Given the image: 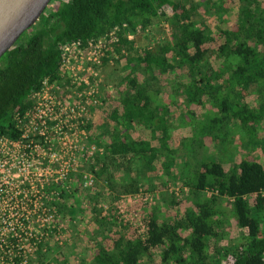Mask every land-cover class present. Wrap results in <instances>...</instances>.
Instances as JSON below:
<instances>
[{
    "label": "trees",
    "instance_id": "1",
    "mask_svg": "<svg viewBox=\"0 0 264 264\" xmlns=\"http://www.w3.org/2000/svg\"><path fill=\"white\" fill-rule=\"evenodd\" d=\"M50 5H54L51 11L25 41L18 40L0 59V136L20 139L14 116L32 109L31 97L44 81L58 87L59 102L67 95L72 97L73 84L61 70L59 48L63 44L85 45L115 30L116 41L101 65L115 61L114 56L131 65L110 70L108 85L115 95L104 105V117L96 124L89 115L78 120L79 128L87 129L81 165L67 171L59 184L43 183L42 177L37 186L42 215L59 213L74 223L84 212L83 196L90 202L95 235L110 245L98 243L89 263L81 260L78 264H140L141 258H150L156 250H160V264H219L222 258L214 245L225 216L217 208L220 201L230 206L229 216L244 230L243 238L225 257L230 255L231 264H264V167L244 160L228 173L222 164L196 161L194 156L195 147H202L204 138L217 140L222 126L233 120L251 137L247 124L262 116L243 106L233 112L228 102L233 94L243 98L264 87V0H52ZM233 5L235 14L230 12ZM210 19L218 20L216 34ZM160 21L167 24L169 37L131 56L135 42L128 37L134 38ZM227 85L232 86L231 91L221 96V86ZM86 88L81 84L76 90ZM161 92L172 94L185 109L194 107L187 110L190 137L178 139L174 146L170 141L176 112L158 99ZM205 104L215 113L209 114L210 108L197 117L194 110ZM134 132L148 135L147 140L133 138ZM47 135L51 142L54 134ZM32 139L47 152L48 157L43 158L47 166L53 146L44 137ZM175 168L178 171L173 173ZM159 170L165 173L166 183L178 180L189 195L209 192L211 196L193 203L180 219L167 221L150 213L145 237L127 238V225L116 216H106L99 206L105 188L112 200L132 196L141 192L142 185L160 180ZM26 221L27 227L36 220ZM45 232L46 237L16 230L4 237L0 264H51L59 243L54 242V228ZM181 232L188 234L182 237Z\"/></svg>",
    "mask_w": 264,
    "mask_h": 264
},
{
    "label": "rangeland",
    "instance_id": "2",
    "mask_svg": "<svg viewBox=\"0 0 264 264\" xmlns=\"http://www.w3.org/2000/svg\"><path fill=\"white\" fill-rule=\"evenodd\" d=\"M54 5L49 4L40 19L46 16L49 11H51V6ZM230 12L232 14L237 12L234 5L230 7ZM208 22L212 26L214 34H216L215 27L216 24H218V20L214 21L210 19ZM37 23L29 31L25 32L18 42L21 43L25 41V39L31 34V31L36 28ZM166 37L169 36L167 34V24H165L164 21L158 22L154 28L149 29L148 31L139 32L137 36L131 38V41L134 40L135 42L134 52L131 56H135L136 53L140 54L146 48H153L157 42ZM114 60L117 61V63L111 60L108 64H100L94 67H88L86 65V60L81 61L75 66L73 75L75 74V78L77 81L79 80V82L86 80L87 88L82 91H74L71 89L70 92H73L72 97H69V95L64 97V99L67 98L66 100L72 101L69 103L70 105H73L74 103L82 105L83 103L85 111L81 114V117L85 118L89 115L95 124L98 119L101 120L104 117L106 112L104 105L108 104V102L110 103L115 95L113 88L108 85V76L112 72L110 70H119L124 66L127 69L131 68V65L126 66V62L118 56H114ZM87 69H90V71L88 72ZM65 74L71 80L70 76L72 74ZM231 89L232 86L230 85H227L226 87L221 86L220 92H223L221 96L225 93H229ZM108 95L109 99L107 98ZM158 99L163 101L164 104L170 106L172 112H176V115H173L174 118H176V125L171 127V136H173L170 145H177L178 139L180 142V138L182 137L189 138L191 127L186 124V120H191V116L187 113V110H189L191 106L185 109L184 104L181 101L175 102V98L168 92H166V94L161 92ZM61 101L64 100L62 99ZM228 104L233 112L241 111V107L243 106L246 110L256 112L255 114L257 115L262 114L259 121L252 123V125H249L251 123L247 124L251 137L247 131H244L243 127L238 126L239 122L233 120L228 125L222 126L219 130L221 133L218 134L217 140L204 138V145H202V147H195V160L218 162L222 164L228 173L235 170L236 165L244 160L256 162L264 167V87L261 92L253 94L248 93L243 98H239L237 94H233L230 96ZM89 106H92L93 109L90 110ZM208 106V104H205L201 106L200 109L196 108L194 111L195 114L198 115L197 117H200L204 114L205 110L210 108L211 109L208 111L209 114L212 112L214 114L215 109ZM193 108L194 107L190 108L191 111ZM223 130L227 135L222 132ZM86 133L87 129L79 128L78 124H76L69 133L65 132L59 140L53 141L52 151L55 153V156L53 159L49 156V160L53 161L47 165L48 168L46 165L44 167L42 174L43 183L49 182L55 184L58 182L59 184L61 183L59 179H63L62 176L65 175L67 171L81 165V156L84 154L81 153V150L82 148L83 151L86 149V147H84L86 144ZM146 136L148 135L137 132H134L132 135L133 138H142L144 140H147ZM86 153L90 155L91 151H87ZM177 171V168L173 169V173H176ZM159 177L160 180H158V178L157 181L154 179L149 186L142 185L141 192L132 196H119L114 200L109 199V191L105 188L99 206L102 208L103 213L106 214V216H116L121 220L122 224L127 225V229L124 232L125 237L130 239H143L146 230L145 223L150 213H153L162 219H166L167 221L180 219L186 214L193 203L201 200L205 201L211 196V193L209 192H203L198 195H189L190 191L188 188L181 187L178 180L171 181L169 179L166 183L167 177L164 172L161 173V170H159ZM72 183L76 184L75 182ZM161 185L166 186L163 189H160ZM73 199H77V195ZM83 199L84 200L81 199V203L84 212L82 216H80V221H78V218L76 222L71 223L68 217L61 216L59 213L51 216H47L46 214H43L42 216L24 217L10 216L9 228L11 230L14 229L15 231L21 229L24 234L28 235H30L31 232H34L37 236L42 235L44 237H46V230L50 232V230L54 228L56 231L55 238L57 237L56 241L54 238V242L59 244L57 254L51 264H78L81 260H86V262L89 263L94 257L98 243H101L105 247H108L110 243L107 240L102 241L100 235L96 237L95 231L97 230V227L93 220V212L89 208L90 202L87 201L84 196ZM225 205L226 203L224 201H220V205L217 206L220 211L225 213L222 224L217 230L219 236L214 245V249L217 247L219 255L222 258V261L219 264L232 263L230 255L226 257L225 255L229 254L227 251H230L233 246L237 245L240 239L244 236V230L238 228L234 218L229 216L228 211L230 210V206L226 207ZM33 218L36 221H33L32 225L26 227V220H31ZM17 223L19 224L18 226H16ZM35 223L39 224L42 230L37 229ZM16 227L18 228L16 229ZM0 230H8L6 223L2 226V222H0ZM187 234L188 232H181L182 237ZM159 251L160 250L152 251L151 257L148 259L141 258L140 264H160ZM213 254L216 256L215 250Z\"/></svg>",
    "mask_w": 264,
    "mask_h": 264
},
{
    "label": "built area",
    "instance_id": "3",
    "mask_svg": "<svg viewBox=\"0 0 264 264\" xmlns=\"http://www.w3.org/2000/svg\"><path fill=\"white\" fill-rule=\"evenodd\" d=\"M131 38L129 36L128 40ZM115 41L114 30L96 42L85 45L72 42L60 46L61 70L63 73L72 74L70 77L74 90L82 83L87 84L86 80L77 81L75 74L73 75L75 66L83 60H86L88 67L100 65L106 51L112 50ZM57 91L58 87L44 81L39 92L31 97L32 109L22 116H14L15 127L21 133L20 139L11 141L0 136V222L2 226L6 223L8 227V230H0V250H3L1 244L4 237L16 233L9 228L10 216H42V213L36 212L40 208V199H36V194L43 177V158L48 157V154H45L47 152L40 144L34 143L32 137H44V141L52 146L53 141L59 140L65 132L69 133L78 124L85 111L84 104L70 105L72 101L66 100L67 98L59 102ZM49 132L54 134L51 142L48 141ZM49 151V156L53 159L55 153L50 148ZM87 180L86 185L90 186V178ZM20 231L22 232L21 229Z\"/></svg>",
    "mask_w": 264,
    "mask_h": 264
},
{
    "label": "water",
    "instance_id": "4",
    "mask_svg": "<svg viewBox=\"0 0 264 264\" xmlns=\"http://www.w3.org/2000/svg\"><path fill=\"white\" fill-rule=\"evenodd\" d=\"M52 0H0V59L29 31Z\"/></svg>",
    "mask_w": 264,
    "mask_h": 264
},
{
    "label": "flooded vegetation",
    "instance_id": "5",
    "mask_svg": "<svg viewBox=\"0 0 264 264\" xmlns=\"http://www.w3.org/2000/svg\"><path fill=\"white\" fill-rule=\"evenodd\" d=\"M37 211L40 212V208H39L38 210H36V212H37Z\"/></svg>",
    "mask_w": 264,
    "mask_h": 264
}]
</instances>
